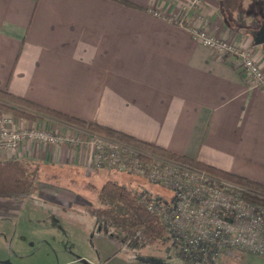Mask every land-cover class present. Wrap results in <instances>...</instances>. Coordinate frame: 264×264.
<instances>
[{"label":"crops","instance_id":"obj_1","mask_svg":"<svg viewBox=\"0 0 264 264\" xmlns=\"http://www.w3.org/2000/svg\"><path fill=\"white\" fill-rule=\"evenodd\" d=\"M126 1L138 8L116 0H0V89L264 186V94L240 66L190 32L200 29L248 50L264 74V43L254 41L264 24V0H240L230 15L221 12L219 0H204L191 11H183L184 0ZM31 123L81 143L24 141L0 152V161H28L41 172L26 199L0 198V261L19 264L11 258L12 245L29 252L39 225L50 232L46 246L51 233L61 243L58 228L70 227L69 240L87 250L88 261L105 264L116 242L87 218L95 198L74 189L82 183L97 192L91 182L108 180L82 177L94 171L90 133L42 115L19 125ZM51 173L65 174L69 184L44 177ZM21 229L28 237L16 236ZM67 254L63 248L59 256ZM248 254L224 251L215 264H245Z\"/></svg>","mask_w":264,"mask_h":264},{"label":"built area","instance_id":"obj_2","mask_svg":"<svg viewBox=\"0 0 264 264\" xmlns=\"http://www.w3.org/2000/svg\"><path fill=\"white\" fill-rule=\"evenodd\" d=\"M183 2V11H191L199 8L204 0ZM190 32L200 44L240 66L245 77L264 94V74L248 50L210 37L200 29L192 28ZM22 119L0 110V152L16 150L24 141L81 143L77 137L57 135L35 123L20 126ZM86 143L92 170H114L140 177L169 193L164 196L140 190L148 197L147 201L142 200L147 210L163 224L180 259L211 264L221 253L233 249L264 259L263 194L100 136L90 134ZM244 194L252 195L260 203L246 200Z\"/></svg>","mask_w":264,"mask_h":264},{"label":"trees","instance_id":"obj_3","mask_svg":"<svg viewBox=\"0 0 264 264\" xmlns=\"http://www.w3.org/2000/svg\"><path fill=\"white\" fill-rule=\"evenodd\" d=\"M116 1L130 8H138L126 0ZM219 5L221 12L230 15L239 8L240 0H219ZM0 109H4L17 117L29 121L35 120L36 115H42L56 122L84 130L92 135L130 145L142 153L176 161L194 169L204 171L213 177L241 185L250 192L264 195V186L259 183L202 163L196 158H188L173 153L97 123L40 106L1 89ZM61 175L65 174L51 173L46 174L44 177L51 180ZM40 177L41 172L38 167L28 161L18 159L1 160L0 198L12 201L26 199ZM137 178L140 181L142 180L140 177H134L133 179ZM142 183L145 184L146 182L142 180ZM141 189V184L131 189L124 184L108 179L96 192V201L99 206L87 208V212L94 219L97 228L105 233H110L108 235L112 238H117L121 244L129 249H139L159 240L163 241L167 239L171 241L165 227L157 216L147 210L142 200L147 201L148 197L144 195L145 193L140 192ZM244 198L255 203H260L250 194H244ZM242 252L246 253L244 251Z\"/></svg>","mask_w":264,"mask_h":264},{"label":"rangeland","instance_id":"obj_4","mask_svg":"<svg viewBox=\"0 0 264 264\" xmlns=\"http://www.w3.org/2000/svg\"><path fill=\"white\" fill-rule=\"evenodd\" d=\"M2 110L4 113H7L4 109H0ZM84 131V130H83ZM104 171V172H102ZM107 172L108 175L105 173ZM105 173V175L103 174ZM59 177L58 180L61 183H68L69 184V180L68 178H65V175H61V176H56ZM82 177H103V179L105 180V178H108L110 180L119 182L121 184H124L125 186L133 189L135 185L137 184H141L143 185L144 183H142V180L140 181V179H133L135 176L126 174V173H122V172H116L114 170H100V172H90L89 174L82 176ZM135 182V184H132V181ZM88 182L94 181L92 178L91 180H87ZM140 181V182H139ZM78 182H81L80 180ZM95 188L99 189L100 188V184L98 183L95 184V182H91ZM144 185H146L147 187H149L150 192L151 193H156V194H162L164 196H168L169 193L162 187L160 186H155V185H150L148 183H145ZM149 185V186H148ZM82 183H79L78 185H75L74 189L75 190H80V191H85L89 198H95L96 200V190L92 189V190H86L84 188H82ZM153 188V189H152ZM148 190V188H147ZM149 191V190H148ZM95 206H99L98 203H95ZM88 219H90V221L92 222L94 219L91 216H87ZM83 219V216H82ZM39 225H37V227L35 226V232L38 233V238L36 239V242L34 241V245L32 247V249H30V251H16V249L14 248V244L12 245L13 249L11 250V252H13L11 258H13L15 260V262H18L19 264H62L63 260L62 259H71L74 260L71 263H67V264H92L91 261L89 262L87 257V250L84 251L83 246L78 247L73 245V241L69 240L68 237V232L71 231V228L68 227V229H66V231L63 229V227L58 228L59 230L57 231L58 233H60L61 235L64 236V239L62 240V242H57L54 241L53 235L51 233V237L49 238V246H46L44 244V238L45 236L48 237L47 233H50L49 231L46 233V231H40L38 230ZM27 230H19L17 235L19 238L23 239L28 237ZM70 233V232H69ZM103 237L105 239H108L110 237V233H105L104 231H102ZM88 235L90 236V232L88 233ZM97 238V237H94ZM114 241L116 242V244H112L114 245L113 248L111 246V250L114 253V256H112L109 259H105V264H194L191 262H185L182 259H180L179 257H177L176 255V249L174 248V246L172 245V242L170 240H159L157 242H154L148 246L145 247H141L139 249H129L127 248L125 245L121 244L117 238H113ZM98 240L93 241V244L96 245V243ZM13 243L17 242V240H13ZM113 243V242H112ZM88 247V249H91V243H90V239L88 238L86 240V248ZM67 249L68 250V254L66 256H64V258L60 257V250L61 249ZM77 248H79L80 250H76ZM114 249V250H113ZM110 250V249H109ZM36 253H35V252ZM111 251V252H112ZM31 252H34L32 255H29ZM235 253H240V251H235ZM248 259L247 262H245V264H264V260L262 258L256 257V256H252L250 255V253L248 254ZM92 260H96L92 261L95 264L97 263V260L99 261L100 259H92ZM253 260V261H251ZM89 262V263H88ZM215 260L213 261V263L211 264H215ZM206 264V263H203ZM210 264V263H207ZM229 264H244V262H238L237 261H230Z\"/></svg>","mask_w":264,"mask_h":264},{"label":"water","instance_id":"obj_5","mask_svg":"<svg viewBox=\"0 0 264 264\" xmlns=\"http://www.w3.org/2000/svg\"><path fill=\"white\" fill-rule=\"evenodd\" d=\"M254 41L259 45L264 43V24L255 34ZM0 264H11V263L9 261L4 260V261H0Z\"/></svg>","mask_w":264,"mask_h":264}]
</instances>
